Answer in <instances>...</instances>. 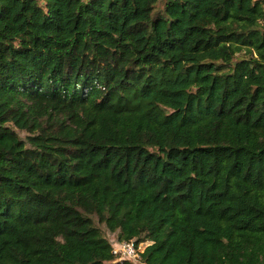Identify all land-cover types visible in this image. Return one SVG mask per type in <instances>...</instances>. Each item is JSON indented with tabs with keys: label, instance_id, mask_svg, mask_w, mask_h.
Instances as JSON below:
<instances>
[{
	"label": "trees",
	"instance_id": "trees-1",
	"mask_svg": "<svg viewBox=\"0 0 264 264\" xmlns=\"http://www.w3.org/2000/svg\"><path fill=\"white\" fill-rule=\"evenodd\" d=\"M100 226L264 264V0H0V264H132Z\"/></svg>",
	"mask_w": 264,
	"mask_h": 264
},
{
	"label": "built area",
	"instance_id": "built-area-1",
	"mask_svg": "<svg viewBox=\"0 0 264 264\" xmlns=\"http://www.w3.org/2000/svg\"><path fill=\"white\" fill-rule=\"evenodd\" d=\"M150 243V241H144L136 244L134 240L117 241L115 238L110 239L111 251L115 255V261H129L132 264H147L141 260V253Z\"/></svg>",
	"mask_w": 264,
	"mask_h": 264
},
{
	"label": "rangeland",
	"instance_id": "rangeland-1",
	"mask_svg": "<svg viewBox=\"0 0 264 264\" xmlns=\"http://www.w3.org/2000/svg\"><path fill=\"white\" fill-rule=\"evenodd\" d=\"M16 131H18L19 135H20L22 138H24L25 135L27 134V132H25V131H21V130H18L17 128H16ZM100 227H101L102 236H103L104 238H106L107 240H110V239H112V238H115V235H116L115 232L107 231V230L104 228V226H100ZM147 244H148V242H147ZM106 264H109V263H106Z\"/></svg>",
	"mask_w": 264,
	"mask_h": 264
}]
</instances>
